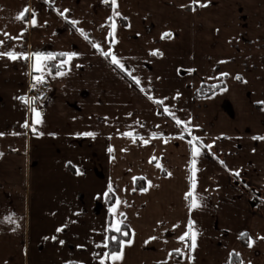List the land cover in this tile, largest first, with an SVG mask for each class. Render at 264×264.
<instances>
[{
	"label": "crops",
	"instance_id": "obj_1",
	"mask_svg": "<svg viewBox=\"0 0 264 264\" xmlns=\"http://www.w3.org/2000/svg\"><path fill=\"white\" fill-rule=\"evenodd\" d=\"M116 3L120 16L110 0H0V51L19 57L0 56V264H100L119 221L132 242L109 264H229L236 253L264 264V139H254L264 137V0ZM109 50L125 70L101 54ZM37 53L55 59L34 71ZM61 53L75 55L62 64ZM36 76L52 91L33 132L20 98ZM121 177L131 198L115 215Z\"/></svg>",
	"mask_w": 264,
	"mask_h": 264
},
{
	"label": "snow or ice",
	"instance_id": "obj_2",
	"mask_svg": "<svg viewBox=\"0 0 264 264\" xmlns=\"http://www.w3.org/2000/svg\"><path fill=\"white\" fill-rule=\"evenodd\" d=\"M105 2L108 3L109 0H105ZM110 3H111V6L113 7V10H114V11H113V15H114V16H120V13H119L118 11H116V8L118 7V5H117V3H116V0H110ZM201 6H206V5H201ZM29 11H30V9H28V8H24L23 10H21V11H20V12L14 17V19H15L16 21H22V20L25 18L26 14H27ZM64 11H67V10H64ZM63 14H64L63 12H60V15H63ZM32 16H33V18H32V20H31V24H32L33 26H35V25H36L35 13H32ZM109 20H112V17H109ZM70 23H72L73 27H75L76 24L78 23V21H74V20H73V21H70ZM102 27H103V26H102ZM115 27H116V25H115V21H112V23H111V29H112V31L109 32V36H112L113 39H114ZM77 30H78V31H81V34L84 35L83 30H81V29H77ZM7 35H8V34L5 33V36H7ZM167 36H170V33H165V34H163L161 38L163 39V38H165V37H167ZM9 38H10V37H9ZM85 38L87 39V36H86V35H85ZM3 43H4L3 41H0V44H3ZM93 47L96 48L98 51H101L100 46H99L98 44H93ZM101 54H102L103 56H105L106 58H107V57H111V63H112L113 65H116V66L119 67L121 70H125V65H124V64L121 62V60L118 59V58H117V57H116V56H115L110 50H109V51H102ZM151 54H152V55H156V54H158V53H157V52H153V53H151ZM5 55H6L9 59H12V60H16V59L19 58L16 54H14V53H12V52H2V51H0V56H5ZM60 55H62V56H67V59H66L65 61L62 62V64H66V63H68V62L73 58V55H75V54L61 53ZM28 58H29V57H24V59H28ZM52 59H55V57H54V56H51V55H48V56H42V55H40L39 53L35 54V61L37 62V64L34 65V71H43V65H42V62L45 61V60H52ZM62 64H61V65H57L56 67L59 68V67L62 66ZM49 74H51V73H49ZM57 74H58V75H64L65 73H63V72H58ZM128 75L131 76V72H129ZM225 75H226V74H225ZM236 78H237V79H240L239 76H237ZM133 79H135V82H136L137 84L140 83L139 79H136L135 77H133ZM34 82H35V83H43V79H42L41 76H36V77H34ZM35 83H34L33 86H35ZM142 91H143V89H142ZM149 98L151 99V97H149ZM20 99H22V100L24 101V103H30V101L27 100L26 98L21 97ZM159 103H162V101H159ZM260 103H264V102H260ZM31 111L34 113V117H35V118L33 119V122H32L31 127H32L33 132H35V131H36V127H35V126H36L37 124H40V123L42 122V121H41V113H40L36 108H32ZM167 111H168V109L165 108V112H167ZM176 123H177V125H179V124L181 123V121H180V120H176ZM22 127L28 128V127H30V125H29L27 122H25V124L22 125ZM13 134L15 135L16 133H13ZM0 135H2V134H0ZM84 135H87V136H94L93 133H85ZM123 135H125V136H131L132 133H130V132H129V133H124ZM180 139H183V135L180 136ZM198 139H199V138L193 136L192 139L188 141V143H189L190 145H192V157H193V160H192L191 163H192V181H193V183H192V187H193V189L195 188V172H196V169H195V164H196L195 157H197V156L200 155V149L197 148V147L193 144V141H196V140H198ZM254 139H264V137H254ZM133 142L135 143V139L133 140ZM148 142H149V141H147V140L144 141L145 144H147ZM165 142H167V141H165ZM207 147L210 148L211 146L209 145V146H207ZM108 151H109V152H112L113 149H112L111 147H109ZM153 160H155V157H153ZM151 162H152V161L150 160V163H151ZM156 167H157V168H161L162 166L157 162V163H156ZM76 174H77V175L82 174L81 171H80V169H78V168L76 169ZM234 174L237 175V176H239V172H236V173H234ZM141 179H142V178H141ZM134 180H135V178H134ZM150 186H151V185H150ZM111 190H112V189H111V186H110V187H109V192H110ZM142 190H143V191H147V189H142ZM107 195H108V193H105V196H107ZM188 196H192V192H189V193L186 195V198H187ZM120 203H121V201H120L119 199H117L116 202H115V205H114L113 207L110 208V212H112V213H116V209H117V207L120 205ZM197 207H199V204H198L197 200H196L195 198H193L192 203H191V208L194 209V208H197ZM120 215L123 216V213H120ZM5 219H7L9 222H14L11 216H9V217H7V218H5ZM0 222H3V221L0 220ZM122 223H123V221H119V222H117L116 224L112 225L111 228H112L113 231H115L116 233H119L121 236H127V235H128L127 232H122V231H121L120 224H122ZM61 230H62V229L58 228V229H57V232H59V231H61ZM189 232H191V234H192V235H191V239H192L191 248L194 250L195 247H196V235H197V233H196L195 231H193V229H192V222H191V221H189ZM188 235H189V233L186 232V233H185L183 236H181L179 239H180L181 241H184ZM241 235H242V236H247L246 233H242ZM46 239H47V238H46ZM52 239H56V238H55V237H52ZM108 239H110L112 242L118 243L119 246H120V251H119V252L113 251V252H111V253L105 252V253H103V257H104V258H110L112 261H118V260H121V259H122V250H123V247H124L126 244H131L132 241H131V240L125 241V240L119 239L118 236H111L110 238H106V241H105V243L103 244V247H105V248L108 247V243H107V240H108ZM152 239H155V238L153 237ZM248 239H249V241H251V237H248ZM262 239H264V238H262ZM60 243H63V241H60ZM146 243H147V242H146ZM100 246H101V245H97V247H100ZM248 246H249V247H252V243L249 242ZM176 251L179 252L178 249H177ZM97 255L99 256V254H97ZM170 255H171V254H170ZM231 255H232V254H230V256H231ZM235 255L238 256L239 254L236 253ZM104 258H101V259H100V264H105V260H104ZM229 264H232V261H231V260H229ZM239 264H243V262L240 261Z\"/></svg>",
	"mask_w": 264,
	"mask_h": 264
},
{
	"label": "trees",
	"instance_id": "obj_3",
	"mask_svg": "<svg viewBox=\"0 0 264 264\" xmlns=\"http://www.w3.org/2000/svg\"><path fill=\"white\" fill-rule=\"evenodd\" d=\"M43 3H45L46 5H48V6L50 7V9H53L48 3H46V2H43ZM67 24L69 25V27H70L72 30L75 31V28L73 27L72 24H70V23H68V22H67ZM97 52H98V51H97ZM105 58H106V57H105ZM106 59L109 60V57H107ZM53 69L55 70V68H53V66H52V70H53ZM56 69H57V68H56ZM125 77H126V76H125ZM132 84H133V83H132ZM221 87H222V84L211 85V86H210V85L202 86V87L196 92V96H198V97L208 96V95L214 93L215 91L219 90ZM185 137L188 138V136H187L186 134H185ZM206 151H208V150H206ZM208 152H210V151H208ZM138 182H139V180H137V182H136V188H139V187H140V186L138 185ZM107 200H108V204H109V205H112V204H113V201H114V197L111 196V195H109L108 198H107ZM121 231H122V232H127L128 235H127V236H121L119 233H116V232H114V231H109V232H108V237H107V238H110L111 236H118L119 239H122V240L128 241L129 238H130V233H129V230H128L127 226L122 225V226H121ZM246 238H247V236H242L240 239H241L242 242L245 243V242H246ZM107 243H108V247L106 248V252L111 253V252H113V251L118 252V251L120 250V246H119L118 243L112 242L110 239L107 240ZM104 260H105V264H109V262H108V258H104ZM231 261H232V264H238V263H239V259H238V257H236L235 255L232 256Z\"/></svg>",
	"mask_w": 264,
	"mask_h": 264
},
{
	"label": "built area",
	"instance_id": "obj_4",
	"mask_svg": "<svg viewBox=\"0 0 264 264\" xmlns=\"http://www.w3.org/2000/svg\"><path fill=\"white\" fill-rule=\"evenodd\" d=\"M52 91L51 85L43 81V83H37L32 86L26 97L30 103H27L30 108H41L42 104L47 100Z\"/></svg>",
	"mask_w": 264,
	"mask_h": 264
},
{
	"label": "rangeland",
	"instance_id": "obj_5",
	"mask_svg": "<svg viewBox=\"0 0 264 264\" xmlns=\"http://www.w3.org/2000/svg\"><path fill=\"white\" fill-rule=\"evenodd\" d=\"M118 180V181H117ZM117 180L115 179V183L118 182V184L115 185V188L117 187L118 190H116V194H118L117 198L121 201V206L120 208L116 211L117 212H121V211H127V202L130 200V195L128 194V189H129V186H128V183H127V180H124V178H117ZM236 180H239V178L235 177L233 178L232 177V182L233 183H239L238 181ZM118 185V186H117ZM138 185L140 186V183H138ZM120 195V197H119ZM256 194L255 193H252V198H250V204L252 205V201L255 200L256 201ZM115 213V215H116Z\"/></svg>",
	"mask_w": 264,
	"mask_h": 264
},
{
	"label": "water",
	"instance_id": "obj_6",
	"mask_svg": "<svg viewBox=\"0 0 264 264\" xmlns=\"http://www.w3.org/2000/svg\"><path fill=\"white\" fill-rule=\"evenodd\" d=\"M255 204H256V201H255V200H253V201H252V205H255Z\"/></svg>",
	"mask_w": 264,
	"mask_h": 264
},
{
	"label": "flooded vegetation",
	"instance_id": "obj_7",
	"mask_svg": "<svg viewBox=\"0 0 264 264\" xmlns=\"http://www.w3.org/2000/svg\"><path fill=\"white\" fill-rule=\"evenodd\" d=\"M207 86V85H206Z\"/></svg>",
	"mask_w": 264,
	"mask_h": 264
}]
</instances>
